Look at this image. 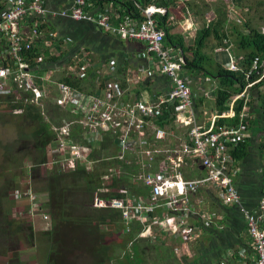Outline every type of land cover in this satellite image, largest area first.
Masks as SVG:
<instances>
[{
  "label": "built area",
  "instance_id": "obj_1",
  "mask_svg": "<svg viewBox=\"0 0 264 264\" xmlns=\"http://www.w3.org/2000/svg\"><path fill=\"white\" fill-rule=\"evenodd\" d=\"M131 1L142 20L125 19L120 22L118 17L116 25L111 14L86 12L91 6L86 0H73L67 9L58 11L49 10L43 0H6L0 5V112L19 116L25 112V106L31 104L51 124L55 143L48 148L49 161L42 165L43 168L57 166L63 173H72L78 165H83L85 171H92L93 166L101 162H106V169L113 166L104 178L103 187L94 193L92 207L114 208V212L120 213L126 232L136 223L144 226L146 232L151 226L159 227L186 242L194 241L195 232L181 226L186 218L195 214L192 194L200 188L214 187L221 196L223 206L237 207L244 216L255 253L254 263L264 264V198L259 199L254 214L241 205L232 178L238 168L232 167L233 159L229 151L230 145L251 137V117L247 115L248 89L264 80V62L252 67L259 77L250 81V74H247L249 81L243 91L229 98L228 112L217 113L207 126L201 125L193 109L189 81L181 75L184 60L177 50L163 48L165 34L158 28L155 18L165 16L166 10L154 4L142 8L137 0ZM57 19L90 23L123 42L143 45L149 56L154 55L158 73L169 79L170 88L150 101L139 99L127 102L122 100L120 83L112 74L107 80L104 68L97 71L103 78L98 82V91L84 92L80 87L65 83L61 77L85 81L88 65L72 61L60 67L48 62L46 55L29 58L37 42L45 39L42 26ZM55 37L50 33L49 40L45 41L46 49L51 48V39ZM226 70L239 71L233 57L227 62ZM5 98L9 101L5 102ZM238 99H242L238 123L217 126L216 120L234 117V104ZM48 101L73 119L53 123L48 113ZM169 111L173 116L172 124L185 129L188 136V140L178 139L170 146L160 144L169 133L154 122ZM75 125L84 131L83 140L90 143H95L99 134L115 135L120 141L121 153L92 161L88 154L93 148L70 141L71 129ZM148 131L153 137L150 141L146 139ZM189 160L203 167V177L184 179L182 170L188 167ZM122 164L129 167L126 175L134 183L148 188L143 198L129 196L124 189L117 193L121 197L107 198L114 190L110 179L117 177L115 168L124 171ZM31 195L36 202L34 193L28 191L26 198ZM34 211L47 230L49 217L41 206L33 210L30 208L27 218L33 217ZM158 212L162 213L161 216ZM174 224H178L176 229Z\"/></svg>",
  "mask_w": 264,
  "mask_h": 264
},
{
  "label": "crops",
  "instance_id": "obj_2",
  "mask_svg": "<svg viewBox=\"0 0 264 264\" xmlns=\"http://www.w3.org/2000/svg\"><path fill=\"white\" fill-rule=\"evenodd\" d=\"M5 1L0 0V5L4 4ZM43 1L49 10L58 11L67 9L73 0ZM100 1L102 4L98 5L97 0H87V3H90L91 6L86 9V12L92 14H98L100 12L111 14L115 25L118 24L119 20L117 18L119 17L120 19L119 12L122 9L117 3V0ZM192 1L175 0V5H170L169 8L165 9L167 24L173 27L172 34L180 36L183 39L185 47L190 49L195 48L194 41L196 40L197 33L205 25L203 20L201 24L197 21L196 17L202 18L203 13L192 8ZM213 1L211 0L210 2ZM218 1L222 3L220 0ZM247 1L249 2V0H244V2ZM230 2L237 4L235 0H230ZM218 8L219 6L217 5L216 9ZM224 9L223 12L227 17L228 23L232 24V19L229 17L231 12L228 13ZM236 9L240 10L241 5H236ZM220 13L218 10V14ZM210 14L213 18L207 22V25H212L217 19L215 13ZM236 22L235 24L237 25ZM237 26L234 28L244 32L243 25L240 24V27ZM54 28V31L57 32L64 46L60 51L52 49L51 53L54 56L65 54L64 59L57 63L56 66L61 67L64 63L72 61H79L80 63L88 65L87 77L84 83L81 84L84 92L98 91V82L99 80H103V78L99 77L97 71L102 68L106 70L104 75L107 80L112 74L122 84V100L127 102H133L139 99L150 101L157 95L165 94L170 88L169 79L159 75L156 61L146 53L143 45L134 42H123L106 36L97 30L93 24L60 22L54 24ZM228 29H226L227 32L229 31ZM228 42L230 43L228 46L221 45L220 41L214 37L209 38L205 43V47L201 50V55L204 58L200 61V65L215 74L219 66L226 69L227 62L233 57L237 66H241L243 53L234 50L236 45L233 41L231 43L230 38ZM177 52L180 54V51ZM180 55L182 56V54ZM186 56L191 58V52L186 53ZM134 72L142 76L141 79H130L128 81ZM205 74V72L199 73L195 71L191 72L185 68L181 69V75L189 81L196 119L201 125L207 126L211 118L219 113V110L216 108L215 95L213 94L218 83L216 78ZM262 92L264 91L262 90ZM262 94L264 97V93ZM227 112L228 110L226 109L220 113ZM258 120V128L263 129L264 116L259 115ZM156 125L160 126L158 124ZM162 128L169 135L160 144L170 146L178 139L188 140V136L185 135V129L177 125L172 123L165 124ZM262 129H258L260 132L254 134L250 142L247 158L239 163L238 161L236 162L235 167L238 168V172L232 175L236 188L247 206L245 209L251 214L256 213V199L264 192V156L263 151L259 148V144L263 142ZM72 134L75 137H80L77 131H74ZM146 135L148 141H150L149 139H153L150 131ZM107 138H109L107 140L108 151L105 150L107 157L119 155L121 153V144L118 138L112 134H108ZM112 167L108 166L102 172L96 171L93 175L101 181V179H104L110 173L108 170ZM182 171L184 179L188 180L200 178L205 175L203 167L191 160L188 162V167L183 168ZM114 173L117 174L116 178L121 177V172L118 169L115 168ZM112 179L114 177L110 180ZM126 179V183L121 181V184L113 187L112 194L115 195L119 190L124 189L129 196L137 199L143 198L148 188L140 183H134L131 178ZM210 189V187H204L193 192L191 201L196 207L195 214H191L190 217L185 219V223L183 222L181 224L182 228H191L196 233V235L193 233L195 240L192 242H186L182 237H176L170 231L165 232L166 229L163 230L159 227L151 226L145 232L144 226L136 224L131 226L129 232H126L120 215L122 233L127 235V238L107 239L108 243H112L113 246L119 248V253L121 254L119 256L122 257V264H127L128 259L126 255L133 252V246L138 247L140 255L137 258L139 264H145L146 258L151 260L149 264H255V253L253 252L248 231L245 229L244 216L235 209L221 207V196L219 192L216 189ZM107 198L114 197L107 196ZM177 226L178 224H174L175 229ZM45 227L43 225L39 229L43 228L41 231L44 232L46 231ZM136 227L138 228V233L134 238H128V234L134 232ZM188 244H190L189 247ZM149 249L148 255L147 251Z\"/></svg>",
  "mask_w": 264,
  "mask_h": 264
},
{
  "label": "trees",
  "instance_id": "obj_3",
  "mask_svg": "<svg viewBox=\"0 0 264 264\" xmlns=\"http://www.w3.org/2000/svg\"><path fill=\"white\" fill-rule=\"evenodd\" d=\"M235 1L237 2V4H234L236 8V5L241 4L242 0ZM97 3L98 5L102 4L100 0H97ZM117 3L122 9L121 12L118 10L120 14V22L125 19L136 21L142 20L140 13L131 0H117ZM137 3L142 6V8H146L149 4H154L155 6H160V8L167 9L170 5H175V0H137ZM203 8H206V4H203ZM218 10L219 8L216 9L217 14ZM155 20L158 28L165 34L163 48L173 50L178 49L177 51H180V54H182L184 60L182 68L191 72H205V75L217 79L218 86L215 91H213V94L215 95L216 108L219 110V114H222L220 112L225 111L226 109L228 110V100L232 95L243 91L249 81L246 79L247 74H250V81H254L259 77V75L256 76V73H254L256 70H253L252 67H258L261 62H264V33L257 29L250 28L247 21L245 24H242L244 32L232 27L229 33L225 28L229 25L227 17L225 13L221 11V13L218 14L215 23L207 26L204 25L198 31L196 40L194 41L195 48L190 49L185 47L183 39L180 36L172 34L173 27L167 24L166 15L158 16ZM60 22L73 23L72 21L65 19L47 21L41 28L46 35L45 39L37 42L33 52L30 53L29 58L46 55L49 57L47 61L52 64H57L64 59L65 54L50 57L52 49L60 51L64 46L63 42L59 39L57 32L54 31V24ZM93 26L96 27L95 25ZM97 30L99 29L97 28ZM99 31L102 34H105L103 31ZM50 33L55 34L56 37L51 39V48L46 49L45 41L49 40ZM105 35L115 38L107 33ZM211 37L220 41L221 45L227 46L230 44L228 42L229 38L233 40L238 51L243 53L241 66H238L239 71L229 72L219 66L217 67L216 73L213 74L211 71L205 70L204 66L200 65V61L204 58L201 55V50L205 47V43ZM188 52H191V58L186 56V53ZM151 56L154 58V55ZM87 74L88 71L86 75ZM84 79H86V77ZM61 80L69 85L80 87V89L83 90L81 84H83L84 81L66 77H61ZM122 87L123 86L120 83V88L122 89ZM262 90L264 91V80L248 89L250 99L248 101L249 113L247 115L248 117H251L249 120L251 137L243 142L229 146L230 156L233 159L232 167L236 165L237 161L239 163L247 158L250 142L254 134L260 132L258 129H262L258 128V117L259 115L264 116V97L262 94L264 92H262ZM4 101L8 102L9 99L5 98ZM47 106L52 122L55 120L62 122L64 120H69L70 118L73 119L71 115L55 106L52 101H48ZM241 106L242 99H238L234 104V117L218 119L216 120V125H236L239 121ZM2 117L5 116L0 112V121H2ZM19 117L20 123L17 126L19 128V133L14 142L17 148L16 151L19 154L21 153L26 157H30L31 163L28 164L42 167L43 164L48 163L47 154L49 146L55 143V136L51 129V124L45 120L40 110L35 106H31V104L25 106V112ZM172 119V112L169 111L163 113V115L158 117L154 122L160 126H164L165 124H171ZM24 127H28L32 130L30 132L24 131ZM262 130L263 142L259 144V148L263 151L262 153L264 156V128ZM74 131H77L80 137L73 136L72 133ZM108 134L109 133L99 134L98 140L95 143H90L83 140L84 131L80 126L75 125L71 129V138H74L75 143H79V145L87 148H93L91 153L88 154V157H90L92 161L107 158L105 150L108 151ZM10 149L11 145L10 147L5 148L7 153L10 152ZM122 165L124 171L120 173V178L114 177V179H112L113 183L111 188L117 184H121V181L126 183V178H129V176L126 175L129 172V167L126 166V164ZM106 167V162H101L100 164L93 166L92 171H85L83 165H78L74 172L63 173L60 168L53 166V168L49 169L47 172L44 181L45 192L47 193L45 195L46 201L44 204L41 201V210L49 217L48 229L42 233V237L44 236V241H46L45 249L48 250L45 258L46 264H122L119 248L113 246L112 243H108L104 232L101 230L102 226L120 223V213L113 211H97L92 207L94 193L102 188L103 183L106 182L104 179H101L100 181V179H97L93 174H95L94 172L96 171H104ZM40 168L33 167V171H39ZM234 182L233 179L234 187L237 190ZM11 188V184L9 183L4 184L0 188V255L6 256L10 254L7 264H23L18 255V244H20L21 238H25L28 242H32L34 240V232L31 227H27V225L23 224L24 222L12 220L10 217V208L4 207L5 204L10 205L7 197ZM237 192L240 197L241 205L246 208L247 206L245 205L241 194L238 190ZM109 196L121 197L119 194H110L108 197ZM262 198H264V192L256 199L255 210L257 209L259 199ZM40 199L41 198L37 197L36 201H39ZM221 207L235 209L239 213L237 207H227L223 205H221ZM157 214L161 215L162 213L158 212ZM134 225H136V223ZM262 227L264 228V225ZM137 229L138 228L136 227L134 232L129 233L128 238H134L138 233ZM245 229L247 230L246 225ZM125 236L127 238V235ZM133 249V252L126 255V258L128 259L127 264L138 263L137 257L140 255L138 247L136 248L133 246ZM11 254H14L13 257ZM82 257V261H79Z\"/></svg>",
  "mask_w": 264,
  "mask_h": 264
},
{
  "label": "rangeland",
  "instance_id": "obj_4",
  "mask_svg": "<svg viewBox=\"0 0 264 264\" xmlns=\"http://www.w3.org/2000/svg\"><path fill=\"white\" fill-rule=\"evenodd\" d=\"M210 1L211 0H193L191 3L192 8L194 10L203 13L202 18L196 17L197 21L200 24L201 21L203 20L205 25H207V22H209L213 18V16L210 13H215V15L217 16L216 18H218V14L216 12V6L218 5L220 12L223 11L224 6H225L224 10H226L228 13L231 12V15H229V17L230 19H232L231 20L232 24L226 26L225 27L226 29L228 28L231 29L232 27H235L237 25L240 27V24L242 25L245 23L244 21H247V24L249 25L250 28L257 29L264 33V0H249V2L247 1L248 3L244 2L243 0L241 4H239L241 5L240 10L234 8V4H232L230 0H220L222 3H219L218 0H214L213 2ZM203 4H206V8H203ZM235 22L237 23V25L235 24ZM230 29L228 30L230 31ZM232 41L233 40H231V43ZM234 50L238 52L236 46ZM141 77L142 76L134 72L131 74V77L128 79V81L130 79H141ZM2 114H4L5 117H2L1 119L2 121H0V188L7 183L11 184L12 187L9 190L8 192L9 194L7 197V200L10 202V205L5 204L4 202L5 204L4 207L10 208V217L12 220L24 222L23 224L27 225V227H31L34 232V240L32 242H28L25 238H21L20 244H18V251H19L18 255L23 264H46L45 258L48 250L45 249L46 241H44L45 240L44 236L42 237L43 232L41 230H43V228L39 229V227H43V225L45 224L41 222L40 220L41 218H37L35 216L36 215L35 211L33 217L27 218V215L29 214L30 208H32L33 210L38 206H41V201L43 202V204L46 201L45 195L47 193L45 192L44 181L49 169H46V167L43 168L41 166L40 168L38 167V165L28 164L31 163L30 157H26L23 154L21 153L19 154L16 151L17 148L14 142L19 133V128L17 126L20 123L19 116L21 115L19 116L12 115L7 112H4ZM55 121L53 123H57L59 120L58 121L55 120ZM31 130L32 129L28 127H24V131L30 132ZM70 141L75 142L74 138H70ZM10 145H11L10 152L7 153L5 148L10 147ZM33 167L40 169L39 171H33ZM210 188H211L210 190L215 189L214 187H210ZM28 191L30 193H34L36 198L39 197L41 199L35 202L33 201L34 197L32 195L29 197V199L26 198ZM93 207L97 211L114 212V208L110 206L104 207V206L94 205ZM121 228H122L121 224L117 223L111 226L110 225L102 226L101 230L102 232H104L106 239L109 238V240H115L116 238L126 237L125 234L122 233ZM189 246L190 244H188V247ZM149 251L150 249L147 251V253ZM11 255L13 257L14 254ZM9 257L10 254L6 256L0 255V264H7V260ZM82 259L83 257L79 261H82ZM149 262H151V260L146 258L145 264H149Z\"/></svg>",
  "mask_w": 264,
  "mask_h": 264
}]
</instances>
